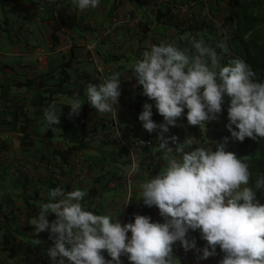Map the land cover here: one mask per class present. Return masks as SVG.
Wrapping results in <instances>:
<instances>
[{
  "label": "crops",
  "instance_id": "obj_1",
  "mask_svg": "<svg viewBox=\"0 0 264 264\" xmlns=\"http://www.w3.org/2000/svg\"><path fill=\"white\" fill-rule=\"evenodd\" d=\"M187 1L100 0L97 8L81 11L75 0H0V83L9 87L0 91V264H39L41 261L32 254L34 251L46 259L45 264H50L45 254L53 246L50 233L45 231L33 236L29 219L39 214L41 204L48 202V193L55 187L65 192L86 191L82 204L87 210L118 217L122 224L134 222L136 214L150 216L153 222H163L157 207L149 208L140 200V184L160 174L168 161L158 149L157 133L149 134L142 125L134 124L145 103L153 104L155 109V101L142 94V86L134 78L135 61L142 58L143 51L161 42L175 43L193 55L192 37L204 39L216 48L221 57L220 66H227L233 58L244 57L242 45L239 43L237 47L238 40L228 34V26L231 28L225 21L226 1L208 0V13L227 30L226 37L222 28L205 20L199 3L190 8L185 20L171 13L172 5ZM243 1L259 21L257 33L264 39V0ZM117 11L131 14L132 21L126 28L113 26L112 18ZM109 33H113L116 42L112 48L107 46ZM92 40L96 55L106 67L121 74L122 94L117 116L100 114L87 104L86 87L96 83L91 79L95 62L89 59L92 55L84 46L79 47V42ZM38 49L43 51L41 63L36 61ZM75 94L85 101L82 119L70 118L69 104L61 102L62 97L72 98ZM53 102L58 114L63 111L61 123L73 119L83 121L88 133L85 149L67 151L59 125L53 126L58 128L55 132L47 128L43 109ZM227 107L226 100L222 108L227 110ZM186 115L187 109L177 120L178 126L171 127L167 136L175 135L183 142L187 136L195 135L194 131H187ZM104 121L111 125V135L122 134L118 136L125 146H117L103 134ZM227 123L228 118L222 112L219 120L208 123L206 129L193 127L199 131L198 138L204 141L203 145L214 148L209 141L223 142ZM141 138H152L153 145L136 158L140 172L134 177L131 190L126 191L117 178L121 171L131 172V161L135 159L132 147H127L126 142ZM2 148L13 153V159H22L33 166L31 179L15 172L10 160L1 154ZM170 156L180 158L175 152ZM78 172L84 174L81 182H75ZM53 219L54 214H50L49 220ZM189 235L196 238L198 247L206 245L199 230ZM31 239L42 243L34 247ZM173 250L178 260L177 244ZM103 254L110 259L106 252ZM220 259L219 246L214 257L200 261L192 258L196 264H219ZM121 260L129 264L127 257L122 256Z\"/></svg>",
  "mask_w": 264,
  "mask_h": 264
},
{
  "label": "clouds",
  "instance_id": "obj_2",
  "mask_svg": "<svg viewBox=\"0 0 264 264\" xmlns=\"http://www.w3.org/2000/svg\"><path fill=\"white\" fill-rule=\"evenodd\" d=\"M75 2L81 11L100 4V0ZM208 6L207 0V10ZM190 43L193 55L175 43L153 45L132 69L142 94L155 101L163 117L162 123L152 119L151 103H145L138 116L145 131L157 133L158 149L168 161L160 174L140 184V200L149 208L157 207L163 222L136 214L134 222L122 224L118 217L87 210L82 204L86 191L65 192L55 187L39 214L29 219L33 236L50 233L53 246L45 253L50 264H123L122 256L129 264H179L173 250L177 242L186 253L194 251L197 261L216 256L219 246L223 253L219 264H264V205L257 199V192H264V179L249 186L252 158L226 151L227 131L239 142L264 138V81L256 78L243 59L233 58L220 66L216 48L195 37ZM121 94L118 72L86 87L87 104L100 114L117 116ZM226 100L227 130L223 142L209 141L214 148H193L194 136L183 142L175 135L166 136L171 127L178 126L185 109L189 125L206 129L222 114ZM84 104L75 94L69 117L79 116ZM62 112L57 113L55 102L43 109L48 129H58L53 126L61 123ZM173 152L180 158L170 156ZM50 214L55 219L50 221ZM197 230L206 241L204 247H197L196 238L189 235ZM41 243L31 239L34 247Z\"/></svg>",
  "mask_w": 264,
  "mask_h": 264
},
{
  "label": "trees",
  "instance_id": "obj_3",
  "mask_svg": "<svg viewBox=\"0 0 264 264\" xmlns=\"http://www.w3.org/2000/svg\"><path fill=\"white\" fill-rule=\"evenodd\" d=\"M219 3L223 0H213ZM227 2V15L225 21L228 26V34L242 45L244 51L243 60L246 61L256 73L259 81H264V39L260 37L259 21L253 18V11L243 4V0H224ZM259 15V14H258ZM233 23V25H232ZM249 35L248 38L246 36ZM9 90V87L0 83V91ZM155 110V111H154ZM153 110V119L158 123L163 122V117L159 115L156 108ZM223 113L227 117V110L223 108ZM83 121L64 120L59 124L61 139L67 145V151H80L88 146V133L83 128ZM188 132L194 131V136L198 137V130L189 125ZM167 136V135H166ZM202 140H200L201 142ZM203 144V143H201ZM227 151L234 152L238 158L251 157L250 186L255 185L256 177L264 178V138H246L243 142L236 141ZM257 199L264 205V192H257ZM223 253L221 252V258Z\"/></svg>",
  "mask_w": 264,
  "mask_h": 264
},
{
  "label": "built area",
  "instance_id": "obj_4",
  "mask_svg": "<svg viewBox=\"0 0 264 264\" xmlns=\"http://www.w3.org/2000/svg\"><path fill=\"white\" fill-rule=\"evenodd\" d=\"M196 3H199L200 8L205 12L204 18L207 22L212 23L216 27L223 29V27L219 26L209 15L208 10H207V0H188L187 2L182 3V4L172 5L171 6V13L173 15L177 16L179 19L185 20L189 16L190 8L193 5H195ZM131 21H132L131 14H129L128 12H123V11H117L112 18V24L115 28H118V27L126 28L128 26V24L131 23ZM222 33H223L224 37H226V30L225 29L222 30ZM107 38H108L107 46L112 48L116 43L113 33H109L107 35ZM79 43H78L79 47L84 46V48L87 49V51L92 55V56H90L89 59L92 62H95V69L93 70V74L91 75V79H93L94 81H96L97 84H99L106 77H108L112 73H114V71L107 68L105 63L102 61V59L98 55H96V44H95V42H93V40L92 41H82ZM35 52H36V54H35L36 61L41 63L42 59H43V51L38 49ZM1 62L2 61L0 58V65H1ZM119 110H120V98H119L118 112H119ZM83 116H84V113H83V111H81L79 116H76V117L78 119H82ZM218 118H219V116H218ZM134 124L138 126V125H142V122H140L139 120H136L134 122ZM102 127L104 129L103 134L105 136L109 137L114 144H116L117 146H122V147L125 146V143L123 142V140L118 135H113V134L111 135L110 129H109V127H111V125L109 124L108 121H104L102 123ZM194 137L196 138V142L194 144H197V147H200V146L207 147V146L202 145L200 143V139L198 137H196V136H194ZM226 137L228 138V143L226 145V151H227V149L230 148L236 142V140H234L231 137V134L228 131L226 132ZM139 141H144L145 145L141 144ZM126 145H127V147H132V151L134 152L133 157L135 159H133L131 161V165H132L131 172L121 171L118 174L117 178H118V181L120 182V184L122 185V187L126 191H128V190L130 191L131 187L133 185L134 177L137 174H139V172H140L139 168H137V166H136V158H138V156L140 157L141 155H143L147 149L152 147L153 139L152 138L129 139L126 142ZM1 154L6 159L10 160V162H11V164H12V166L15 169V172L17 174L22 175L26 179L32 178L34 168L30 163H27L22 159H19V160L13 159V153H11L7 148H2ZM35 166H38V165H35ZM76 177L77 178H76L75 182H81L82 180H84V174H82L81 172H78ZM176 244L178 245V260H179L180 264H196L195 261H197V258H196L195 252L189 251L186 253L183 250V248L180 246L179 242H177ZM197 247H198V245H197ZM32 254L36 257H39V260L41 261V263L39 262V264H45L46 259L44 257L38 256L37 252H35V251ZM192 258H195V261H193Z\"/></svg>",
  "mask_w": 264,
  "mask_h": 264
},
{
  "label": "rangeland",
  "instance_id": "obj_5",
  "mask_svg": "<svg viewBox=\"0 0 264 264\" xmlns=\"http://www.w3.org/2000/svg\"><path fill=\"white\" fill-rule=\"evenodd\" d=\"M229 43H232L231 42V40H229ZM2 44H0V46H1ZM4 45H6V44H4ZM237 47H239L240 46V44H239V42L237 41V45H236ZM240 48H238V50H239ZM63 99H62V103H64V104H70V99L71 98H69V97H67V96H64V97H62ZM128 170H125V172H127ZM260 179H264V178H261V177H256V179L254 180L255 181V183H256V181H258V180H260ZM249 186H250V184H249Z\"/></svg>",
  "mask_w": 264,
  "mask_h": 264
}]
</instances>
